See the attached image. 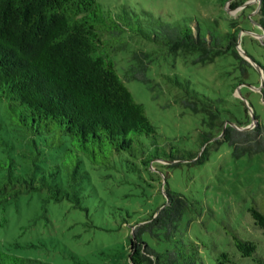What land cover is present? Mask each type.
<instances>
[{
    "label": "trees",
    "instance_id": "trees-1",
    "mask_svg": "<svg viewBox=\"0 0 264 264\" xmlns=\"http://www.w3.org/2000/svg\"><path fill=\"white\" fill-rule=\"evenodd\" d=\"M258 3L264 29V0ZM120 7L113 11L100 0H0V203L23 192L46 190L47 201L67 198L79 205L89 168L110 166L116 154H129L149 169L170 155L158 142L144 104L118 70L116 55L128 38L151 49L128 50L127 80L150 83L148 70L158 51L193 55V61L203 63L229 53L241 65L249 63L237 49L238 28L201 35L187 23L166 22L149 12L144 18ZM259 66L264 91V66ZM176 83L184 90V107L202 114L209 128L201 146L223 140L236 157L264 153V120L254 115L252 127L238 128L224 118L220 97L202 94L185 81ZM250 118L247 113V120L236 125L245 127ZM144 136L151 138L148 151L142 149ZM203 154L190 156L199 162ZM172 158L171 165L179 164L180 157ZM166 196L159 209L132 224L128 264L204 263L203 243L176 235L192 202L179 192L166 190ZM249 211L264 235V210L253 205ZM147 236L164 243L153 247ZM227 244L216 249L218 264H264V254L252 239L233 232ZM0 264L47 263L0 250Z\"/></svg>",
    "mask_w": 264,
    "mask_h": 264
},
{
    "label": "rangeland",
    "instance_id": "rangeland-1",
    "mask_svg": "<svg viewBox=\"0 0 264 264\" xmlns=\"http://www.w3.org/2000/svg\"><path fill=\"white\" fill-rule=\"evenodd\" d=\"M100 1L113 11L125 5L144 18H149L145 13L149 12L166 22L187 23L201 35L238 28L237 49L249 63L241 65L229 53L203 63L193 61V55L158 51L148 70L150 83L127 80L128 50L151 49L143 41L128 38L116 55L118 70L135 99L144 104L159 134L158 142L170 155L152 162L149 169L129 154H116L113 166L89 168L79 205L67 198L47 201L46 190L23 192L0 203V250L47 264H128L132 224L159 209L170 190L192 202L182 214L176 235L203 243V264H218L216 249L227 247L233 232L255 241L264 254V235L249 211L253 205L264 210V153L236 157L223 140H209L201 146L209 128L202 114L184 107V90L176 83L185 81L202 94L220 97L224 118L231 123L247 120V113L264 120L259 66H264V29L259 23L258 0L241 4V0ZM142 140V149L148 151L151 138ZM194 152L197 157L204 153L201 161H193ZM175 156L180 157L179 164L171 165ZM147 240L153 247L164 243L156 236Z\"/></svg>",
    "mask_w": 264,
    "mask_h": 264
},
{
    "label": "water",
    "instance_id": "water-1",
    "mask_svg": "<svg viewBox=\"0 0 264 264\" xmlns=\"http://www.w3.org/2000/svg\"><path fill=\"white\" fill-rule=\"evenodd\" d=\"M258 6H260V3H258ZM256 118H254L253 116H252V122L250 123V124H248L247 126H245V127H243V126H238V125H236V124H234V123H232L233 125H235L236 127H238V128H241V129H243V128H250V127H252L254 124H255V122H256Z\"/></svg>",
    "mask_w": 264,
    "mask_h": 264
}]
</instances>
